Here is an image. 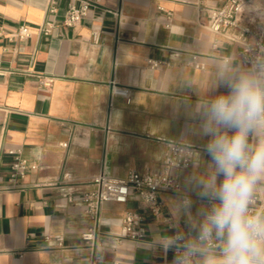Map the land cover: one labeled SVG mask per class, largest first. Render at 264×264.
I'll return each instance as SVG.
<instances>
[{"label":"crops","instance_id":"crops-1","mask_svg":"<svg viewBox=\"0 0 264 264\" xmlns=\"http://www.w3.org/2000/svg\"><path fill=\"white\" fill-rule=\"evenodd\" d=\"M56 1L58 12L50 15L47 0H0V61L8 71L0 75V264H85L86 258L171 264V252L156 242L172 231L168 205L175 193H161L158 216L133 197L104 203L97 220L86 213L82 196L102 172L126 178L132 171H162L170 142L206 143L184 135L188 120L178 103L195 105L208 92L214 61L241 63L239 43L205 26L204 8L223 0H97L79 25L59 24L44 35L39 26L61 22L69 2ZM24 24L31 36L11 38ZM94 28L102 31L98 44ZM41 75L55 78L51 87L40 85ZM115 86L129 88L131 99ZM15 148L38 165L23 189L8 187ZM207 159L204 154L198 165L194 157L190 169L173 173L183 182L202 172ZM67 174L75 180L65 181ZM193 200L195 211L200 201ZM128 211L144 215V240L117 239ZM92 227L91 245L83 233Z\"/></svg>","mask_w":264,"mask_h":264},{"label":"clouds","instance_id":"clouds-1","mask_svg":"<svg viewBox=\"0 0 264 264\" xmlns=\"http://www.w3.org/2000/svg\"><path fill=\"white\" fill-rule=\"evenodd\" d=\"M214 64L208 92L178 103L184 135L206 138L197 164L208 159L202 172L170 182L172 231L156 247L174 252L172 264H264V47L246 63Z\"/></svg>","mask_w":264,"mask_h":264},{"label":"built area","instance_id":"built-area-1","mask_svg":"<svg viewBox=\"0 0 264 264\" xmlns=\"http://www.w3.org/2000/svg\"><path fill=\"white\" fill-rule=\"evenodd\" d=\"M258 0H223L219 6H207L204 8L206 14V28L216 34L224 35L228 39L239 43L241 49L239 57L241 63H246L248 59L256 54L261 47H264V18L258 16L256 3ZM97 6V0H69L64 10V17L61 22L55 19L45 21L39 26V31L44 35H50L55 27L59 24L66 27H75L89 16L92 8ZM47 12L55 15L58 12L56 0H47ZM172 14L167 13L166 26H170ZM3 31L0 30V34ZM31 29L28 25H21L11 38L26 39L31 36ZM92 41L96 44L101 42L102 31L100 28H94L91 32ZM151 67L158 66L155 60H149ZM196 66L202 65L196 63ZM5 70L0 61V75H5ZM53 76H39L41 86L49 88L54 82ZM116 94L123 95L129 101L131 99L130 89L125 87H114ZM202 145L189 144L185 142H170L168 151L163 159V169L157 173H141L132 171L126 178H115L102 172L90 182L91 188L83 193L82 200L85 205L86 213L93 219L97 220L102 205L106 202L126 203L131 198L137 197L142 200L147 209L155 216L161 214L162 201L161 193H175V189L170 182L173 181V170H188L193 163L194 155L200 152ZM62 146L67 147L68 143L63 142ZM13 156L9 174V188L23 189L31 184H26L23 180L28 173L36 170L38 165L30 163L22 156L20 148L9 150ZM72 174H67L65 181H74ZM176 184H182V180L177 177ZM32 185H40L34 183ZM176 194V193H175ZM70 201L73 198H69ZM260 206L264 207L263 202ZM123 231L117 236L118 240L130 239L140 241L146 238L147 225L144 215L133 211H128L122 220ZM97 238V229L89 228L83 233V239L94 244ZM50 234L45 235L46 241H51ZM58 246L64 247L63 241H58ZM172 260L174 252L171 251ZM85 264H95V261L86 258ZM106 264H119L118 262H109ZM172 264V262H171Z\"/></svg>","mask_w":264,"mask_h":264},{"label":"rangeland","instance_id":"rangeland-1","mask_svg":"<svg viewBox=\"0 0 264 264\" xmlns=\"http://www.w3.org/2000/svg\"><path fill=\"white\" fill-rule=\"evenodd\" d=\"M256 7L258 8L256 14L264 18V0H258L256 3Z\"/></svg>","mask_w":264,"mask_h":264}]
</instances>
